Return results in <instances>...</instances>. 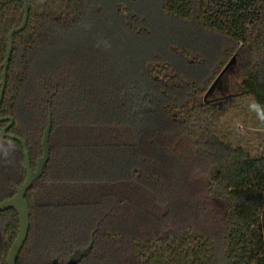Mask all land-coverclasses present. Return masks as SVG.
Wrapping results in <instances>:
<instances>
[{
  "label": "trees",
  "instance_id": "1",
  "mask_svg": "<svg viewBox=\"0 0 264 264\" xmlns=\"http://www.w3.org/2000/svg\"><path fill=\"white\" fill-rule=\"evenodd\" d=\"M0 118L32 169L52 115L50 159L26 195L16 264H264V150L220 132L233 57L264 127V0H29ZM21 0H0V91ZM228 62V63H227ZM233 66L222 78H227ZM0 123V203L26 179ZM19 232L0 213V264Z\"/></svg>",
  "mask_w": 264,
  "mask_h": 264
},
{
  "label": "water",
  "instance_id": "2",
  "mask_svg": "<svg viewBox=\"0 0 264 264\" xmlns=\"http://www.w3.org/2000/svg\"><path fill=\"white\" fill-rule=\"evenodd\" d=\"M21 2L24 6V19H23L21 26L19 28L13 29L9 34V48L6 54L4 70L2 74V86H1V91H0V110H1L4 94H5V90L7 86V74H8V69H9V63H10L11 56L14 50V35L25 30L28 24V20H29V13H30L29 0H21ZM235 61H236V57H233L229 61V63L225 66V68L221 71V73L218 75L216 80L213 82V84L210 86L209 90L205 94V97H204L205 100H207L209 96L213 95L216 89H219V85L222 84V78L227 73V71L235 64ZM5 121H9V124L5 128L2 129L1 131L2 137L5 139L15 140L21 144L24 157H25V162H26V179L24 183L22 184L21 187H19L16 190V195L13 198L5 200L0 203V213L4 211H8V210H14L18 214V217H19V232H18L16 240L14 241L13 245L11 246L9 250L7 261H6V264H16L19 254L25 245V242L29 234V229H30V211H29V205L26 201V195L30 187L32 186V184L42 177L44 170L48 164V161L50 159L49 140H50V135L52 131V115L50 112L48 124L44 131V135L42 139L43 155L38 160L35 170L32 169L30 155L28 152V147L26 145V142L19 137L8 134V130L10 129V127H12L14 123L13 119L12 118H6V119L0 118V123L5 122ZM93 245H94V241L92 240L90 244L83 250H79V249L75 250L73 254L70 256V259L68 260L66 264H79L84 258H86L90 254V252L92 251ZM52 264H59V263L55 259Z\"/></svg>",
  "mask_w": 264,
  "mask_h": 264
},
{
  "label": "rangeland",
  "instance_id": "3",
  "mask_svg": "<svg viewBox=\"0 0 264 264\" xmlns=\"http://www.w3.org/2000/svg\"><path fill=\"white\" fill-rule=\"evenodd\" d=\"M239 66L235 61L227 78L219 85L223 97L228 95L233 100L232 108L221 120L220 132L233 145H241L253 153H259L264 150V127L254 101L241 90L243 79L239 74Z\"/></svg>",
  "mask_w": 264,
  "mask_h": 264
},
{
  "label": "flooded vegetation",
  "instance_id": "4",
  "mask_svg": "<svg viewBox=\"0 0 264 264\" xmlns=\"http://www.w3.org/2000/svg\"><path fill=\"white\" fill-rule=\"evenodd\" d=\"M222 97H223V95H222Z\"/></svg>",
  "mask_w": 264,
  "mask_h": 264
}]
</instances>
